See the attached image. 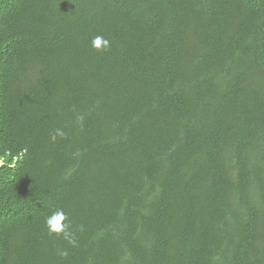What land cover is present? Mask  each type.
I'll list each match as a JSON object with an SVG mask.
<instances>
[{"label":"trees","instance_id":"16d2710c","mask_svg":"<svg viewBox=\"0 0 264 264\" xmlns=\"http://www.w3.org/2000/svg\"><path fill=\"white\" fill-rule=\"evenodd\" d=\"M0 264H264V0H0Z\"/></svg>","mask_w":264,"mask_h":264},{"label":"clouds","instance_id":"9594fccd","mask_svg":"<svg viewBox=\"0 0 264 264\" xmlns=\"http://www.w3.org/2000/svg\"><path fill=\"white\" fill-rule=\"evenodd\" d=\"M91 46L96 50H107L110 47V42L102 35H97L92 38ZM56 135L63 136L64 133L62 130L57 129ZM56 136L52 137L55 140ZM68 216L64 212L63 209H57L50 216H48L45 220L46 227L50 234H55L57 236L63 235L64 238H68L70 236L69 232V223ZM62 255H66V253H62Z\"/></svg>","mask_w":264,"mask_h":264}]
</instances>
